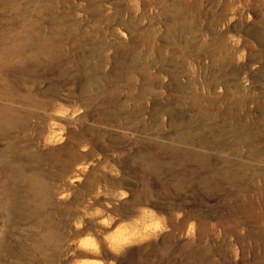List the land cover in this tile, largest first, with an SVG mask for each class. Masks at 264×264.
<instances>
[{
  "label": "rangeland",
  "instance_id": "1",
  "mask_svg": "<svg viewBox=\"0 0 264 264\" xmlns=\"http://www.w3.org/2000/svg\"><path fill=\"white\" fill-rule=\"evenodd\" d=\"M4 118L0 264H264V0H0Z\"/></svg>",
  "mask_w": 264,
  "mask_h": 264
},
{
  "label": "bare ground",
  "instance_id": "2",
  "mask_svg": "<svg viewBox=\"0 0 264 264\" xmlns=\"http://www.w3.org/2000/svg\"><path fill=\"white\" fill-rule=\"evenodd\" d=\"M3 1L6 2V3H11V5H13V6H16V1L17 0H3ZM12 122L13 121H10L7 118L0 119V124H1L0 126L13 124ZM24 179L28 181V185L34 191L35 196L37 198H42L43 194H44V191H43V187H42L41 181L39 179H37L36 177L32 176V175H28L26 177L24 176Z\"/></svg>",
  "mask_w": 264,
  "mask_h": 264
}]
</instances>
